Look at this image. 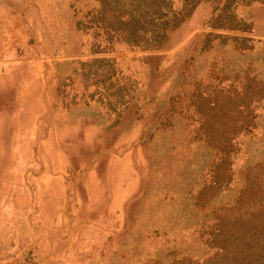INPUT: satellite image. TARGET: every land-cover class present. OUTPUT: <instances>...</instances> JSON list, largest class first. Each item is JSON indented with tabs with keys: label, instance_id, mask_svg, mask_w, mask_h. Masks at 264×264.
<instances>
[{
	"label": "rangeland",
	"instance_id": "1",
	"mask_svg": "<svg viewBox=\"0 0 264 264\" xmlns=\"http://www.w3.org/2000/svg\"><path fill=\"white\" fill-rule=\"evenodd\" d=\"M127 1L0 0V264H247L264 245L246 215L264 0H232L223 27L198 0L156 47L190 0L143 10L137 45L95 27Z\"/></svg>",
	"mask_w": 264,
	"mask_h": 264
},
{
	"label": "trees",
	"instance_id": "2",
	"mask_svg": "<svg viewBox=\"0 0 264 264\" xmlns=\"http://www.w3.org/2000/svg\"><path fill=\"white\" fill-rule=\"evenodd\" d=\"M159 0H128L127 11H121L120 13H111L109 17H103L101 19V23L99 25H95V27L102 28V33L108 35V32H112V35L116 40L124 41L125 43L131 45H137L141 42L142 38L145 36V27L147 26L148 19L143 14V10H146L152 7V3H157ZM198 0H190L188 9L183 10V14L178 17L175 15L169 19H165L163 22L164 25L159 26L160 23L154 24V28H152L153 33H150L151 43H149L150 47H156L160 44L166 37V32L170 29L175 28L183 19L184 15L188 12V10L195 5ZM216 6V14L212 19L211 25L214 27H223L229 24L226 21V10L227 7L230 6L232 0H212ZM159 17H155L158 21ZM146 37H144V40ZM149 38V39H150ZM206 138H209V133L205 132L204 135ZM264 179H258V189H262L264 191V183L261 182ZM248 210V209H247ZM246 210V211H247ZM258 213V236L264 239V193L258 197V208L250 209L246 212V215H257ZM224 256V255H223ZM264 257V245L258 249V255H251L249 259H247V264H258V259H262ZM209 259V258H208ZM209 260H204L203 264H207ZM178 264H191V262L186 261L185 259H181L178 261ZM194 264V263H193Z\"/></svg>",
	"mask_w": 264,
	"mask_h": 264
}]
</instances>
